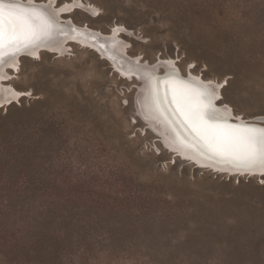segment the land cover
<instances>
[{"label":"rangeland","instance_id":"374dc122","mask_svg":"<svg viewBox=\"0 0 264 264\" xmlns=\"http://www.w3.org/2000/svg\"><path fill=\"white\" fill-rule=\"evenodd\" d=\"M89 1L99 15L71 13L66 33L119 26L146 65L120 78L106 40L105 53L70 42L67 57L21 58L26 97L0 107V264H264V176L170 158L141 101L179 54L227 78L237 113L264 114V0Z\"/></svg>","mask_w":264,"mask_h":264},{"label":"bare ground","instance_id":"6f19581e","mask_svg":"<svg viewBox=\"0 0 264 264\" xmlns=\"http://www.w3.org/2000/svg\"><path fill=\"white\" fill-rule=\"evenodd\" d=\"M6 2L20 3L25 7H29V8L34 7L38 10L46 11L49 14H51L54 9L64 7L65 5H67L68 10L57 17L58 20L57 26H60L61 30L62 28L64 29V31L66 29V31L64 32L65 35L62 36L59 42L56 41V43L58 42L57 44H52L51 42L54 36V32H53L52 35L50 37H46L43 40V42L39 44V46L20 50L15 55H12L10 57L6 56L3 62H0V107L4 108L9 104H11L12 102H14L15 100H19L22 97H26L25 95L22 94V92L26 91V89H20L12 83L15 74L19 73L20 64H21L20 60L22 57L23 58L25 57L30 60H36L38 59L37 58L38 56L39 58L41 57L42 52L53 53L57 57H65V56L67 57V53L65 52L66 51L68 52L70 42L76 43L78 46H80L83 49L93 50L98 52L102 51L103 53H105L106 52L105 50H107L108 48L106 49L105 47L104 49H101L99 46L102 45L101 42L102 40H106L107 46L110 47L109 48L110 51L108 53L112 51V54L114 52V54L116 55L115 58L113 57H111L113 59L110 58V60H112L111 62H113L114 66L116 67L115 71L120 74L121 76L120 78L126 79L127 81H130L132 83L135 82V77H130L131 73L132 72L134 73L136 71L135 74L138 73L139 75L141 74L139 70L141 65L140 66L137 65V67L139 66V69L135 68L134 62L136 61L142 64L145 63L146 65V62L143 63L144 61L143 58L138 61L137 58L135 59V55H131V53H129L130 47H128L127 41L123 39L125 37L124 35H126L124 34V31L117 33L115 35V38H113V30L109 31L108 33H104L101 30L92 29V27H90L84 21V23L80 25L82 28L76 27L78 30L76 31V33H74V35L69 34V32H71L74 27L68 29V33H66L68 28L67 24L69 23V21L75 24L73 19L70 17L71 13L76 11L88 10L89 13L94 16L93 9L99 11V8L89 0H80V1L75 0V2L73 1L72 3L67 1V4L65 5L60 3L59 0L57 3H50L49 0H43V2H41V0H6ZM118 27L119 26H116V28ZM78 33L80 34L79 38L73 39L72 37L77 36ZM84 33H87V35H83ZM92 38H96L95 45L91 43ZM179 57L180 56L178 54V55L168 56L165 58L164 63L168 67L167 69L169 68L171 69V71L167 70L168 72H164L161 69H158L160 65H164V64H158V65L156 64L155 65L156 67L153 65L156 70L153 69L155 70L153 71L154 73L151 72L148 75V80L146 83H144L145 90H144L143 98L141 100L143 101V108L142 106L141 108L143 111L144 110L147 111V115L150 118V124L155 123V125H157V127L160 130L163 129L166 132L168 141H166V139L164 140L161 139V140L164 144L163 147L166 149V151L171 153L170 158L179 157L181 159L192 162L193 164H196L197 167L199 168H203V169L205 168L215 173H220V174L243 173L245 177H247L248 174L249 176H253L256 178L263 177L264 169L254 168L251 169L250 171H244L243 169H237L233 167L231 164L226 163L224 160L220 159L219 157L211 156L207 152V150L203 147V145L198 140H196L192 135H190L189 132L185 131V129L181 126L180 121L178 119L179 116L178 113L176 115H173L170 110H167L166 105L164 106L165 108L164 114H162L161 111L157 109L153 97V88L156 86L154 82L164 80L167 76H170L173 73H175L180 78L186 81H190L194 86L199 84L200 82L206 83L208 81H212L214 86L223 84L222 82L225 79V77L216 78V77L205 76V73L203 71H205L207 68L197 70L196 65L193 68H190L189 66L187 67V64L189 62L185 65L184 68H182L180 65L181 60L177 59ZM117 61L120 62V67L122 68V72H121V68L116 64ZM161 61L163 60L160 59V63ZM126 68H130V69L134 68V70H131L132 71L131 73H127L126 71H124V69ZM147 69L145 70L149 71L148 67ZM159 88H160V96L162 98L164 93V86L161 84L159 85ZM223 89L224 87L222 89L218 88L217 91L214 93L215 96L219 97V99H216L214 101V107L217 109L216 116L221 121H226L233 124L252 125L257 128H264V114L245 116L242 115L241 112L237 113L234 110V108L224 100ZM169 100H171V93H169ZM141 103L142 102H140V104ZM147 120L149 119L147 118Z\"/></svg>","mask_w":264,"mask_h":264},{"label":"snow or ice","instance_id":"6c2138e0","mask_svg":"<svg viewBox=\"0 0 264 264\" xmlns=\"http://www.w3.org/2000/svg\"><path fill=\"white\" fill-rule=\"evenodd\" d=\"M49 2L57 3L58 0ZM67 10L65 5L49 14L34 7L0 0V62L20 50L39 46L57 27V17ZM93 14L99 15L98 12ZM121 31L123 29L119 27L113 29V38ZM79 35L78 33L72 38L78 39ZM91 43L95 45L96 38H92ZM99 47L104 49L105 45ZM154 83L156 86L153 88V97L157 109L164 114L166 105L173 115L178 113L181 126L198 140L211 156L219 157L244 171L264 169V128L233 124L221 121L216 116L214 101L219 97L214 93L218 88L222 89L228 83L227 80L224 84L216 86L212 81L200 82L194 86L190 81L173 73ZM161 84L164 86L162 98L159 88Z\"/></svg>","mask_w":264,"mask_h":264}]
</instances>
